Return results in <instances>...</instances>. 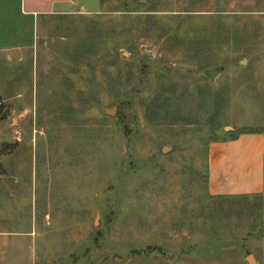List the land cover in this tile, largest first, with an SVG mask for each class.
<instances>
[{
	"label": "rangeland",
	"instance_id": "1",
	"mask_svg": "<svg viewBox=\"0 0 264 264\" xmlns=\"http://www.w3.org/2000/svg\"><path fill=\"white\" fill-rule=\"evenodd\" d=\"M30 1L0 0V264H264V0Z\"/></svg>",
	"mask_w": 264,
	"mask_h": 264
},
{
	"label": "water",
	"instance_id": "2",
	"mask_svg": "<svg viewBox=\"0 0 264 264\" xmlns=\"http://www.w3.org/2000/svg\"><path fill=\"white\" fill-rule=\"evenodd\" d=\"M217 71H219V68L208 70L207 74H208V78L210 81H212L214 79ZM115 113H116V109L105 111V114L108 116H114ZM249 259H251V258H248V262L252 264L253 262H251Z\"/></svg>",
	"mask_w": 264,
	"mask_h": 264
},
{
	"label": "crops",
	"instance_id": "3",
	"mask_svg": "<svg viewBox=\"0 0 264 264\" xmlns=\"http://www.w3.org/2000/svg\"><path fill=\"white\" fill-rule=\"evenodd\" d=\"M64 2H66V3H72L70 0H52L51 2H50V5L52 6L53 5V3H55V4H58V3H60V4H63ZM29 3L30 4H28V5H30V6H37V5H33L32 4V1H30L29 0ZM33 15H36L38 12H37V10L36 11H33V12H31ZM239 142H235L234 143V145H237ZM239 145V144H238ZM260 147H261V149H262V146H261V144L259 145ZM262 151V150H261Z\"/></svg>",
	"mask_w": 264,
	"mask_h": 264
},
{
	"label": "bare ground",
	"instance_id": "4",
	"mask_svg": "<svg viewBox=\"0 0 264 264\" xmlns=\"http://www.w3.org/2000/svg\"><path fill=\"white\" fill-rule=\"evenodd\" d=\"M251 262H252V260L251 259H249Z\"/></svg>",
	"mask_w": 264,
	"mask_h": 264
}]
</instances>
